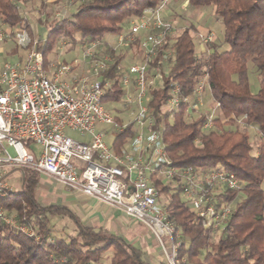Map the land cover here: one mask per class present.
Wrapping results in <instances>:
<instances>
[{
  "label": "trees",
  "instance_id": "obj_1",
  "mask_svg": "<svg viewBox=\"0 0 264 264\" xmlns=\"http://www.w3.org/2000/svg\"><path fill=\"white\" fill-rule=\"evenodd\" d=\"M25 0H0V16L9 27L24 26L33 35L24 5ZM191 8L211 7L215 20L223 26V43L227 49L218 51L209 43L207 57H197L190 26L171 44L174 59L160 87L150 92L149 107L155 115V127L161 125L165 151L174 167H217L243 182L240 192H228L220 202H232V210L225 230L213 235L203 228L197 215L182 201L179 191L154 181L158 191L168 194L167 209L183 236L179 257L182 264H264V0H186ZM161 0H82L68 17L46 15L40 24L45 29L44 41L35 45L43 56L44 67L48 55L60 40L89 44L105 34H118L132 17H139L146 9L155 8ZM22 4L23 9H17ZM21 5V6H22ZM43 10L45 6L42 5ZM37 22L39 20L37 19ZM79 36L76 40L75 37ZM133 46L136 42L134 41ZM103 76L113 84L106 91L103 102H119L122 90L115 66L120 56ZM157 53L155 61L159 59ZM155 65L154 63H152ZM151 64V65H152ZM257 71L259 89L250 91L248 65ZM206 75V82L214 103L219 104L214 125L217 131L201 132L205 114L186 121L187 106L181 105L173 113L159 116L169 97L170 84L175 83L182 96H189L198 79ZM233 119H230V117ZM239 117L245 126H256L260 133L258 148L253 147L246 131L233 129ZM116 124L121 121L115 118ZM228 125L223 129L221 124ZM133 135L132 124L115 132L112 147L119 152L124 140ZM20 190L0 198V208L13 215L18 226L36 231V237L25 235L20 229L0 221V264H98L112 250L108 264H146L142 253L124 240L103 231L82 226L62 207H41L35 199L37 172L21 168ZM242 195V196H241ZM65 216L75 226L67 236L52 233L50 220ZM216 237V241L212 239Z\"/></svg>",
  "mask_w": 264,
  "mask_h": 264
},
{
  "label": "built area",
  "instance_id": "obj_2",
  "mask_svg": "<svg viewBox=\"0 0 264 264\" xmlns=\"http://www.w3.org/2000/svg\"><path fill=\"white\" fill-rule=\"evenodd\" d=\"M169 1L161 0L155 8L131 19L127 33L118 38L119 45L127 49L135 41L139 53L134 63L115 66L122 90L121 100L115 103L128 109L131 116L129 123L120 125L103 102L113 84L103 74L113 65L114 57L97 56L98 39L81 47L88 72L71 78L77 59L72 63H49L45 68L42 54L35 50V45L45 38L34 31L31 36L24 26L11 28L0 16V198L16 192L4 180L7 171L26 168L46 174L68 189L122 210L153 234L166 264H182L185 257H179V248L183 236L167 205L161 203L154 181L178 190L202 227L213 235L225 230L233 206L232 202H220L221 197L240 192L243 182L217 167H174L166 154L162 126L155 127V115L149 107L150 92L162 84L164 75L160 70L151 77L148 73L170 37L171 24L165 15ZM184 5H188L186 0ZM211 36L208 31L200 37L207 43ZM168 56L172 62L173 53ZM204 78L206 81V75ZM202 85L197 81L192 94L182 96L179 87L171 83L159 117L163 119L167 114L172 119L181 105L190 111L195 109L191 100L201 101L198 93ZM214 105L205 114L202 133L215 127L219 104ZM128 124H132L133 135L115 152L105 141L101 127L117 131ZM68 132L78 133L81 139ZM25 142L30 144L27 148ZM0 221L36 237L34 229L14 224L2 208Z\"/></svg>",
  "mask_w": 264,
  "mask_h": 264
},
{
  "label": "rangeland",
  "instance_id": "obj_3",
  "mask_svg": "<svg viewBox=\"0 0 264 264\" xmlns=\"http://www.w3.org/2000/svg\"><path fill=\"white\" fill-rule=\"evenodd\" d=\"M82 2V0H25L24 5L27 9V14L30 17H33L34 19H40L42 21L44 15H47L50 19L52 18H59V17H67L69 13H73L78 5ZM42 5L45 6V9L43 10ZM165 9L170 13L169 18L166 17V20L169 21L171 24V33L170 37L168 38V43L166 46L161 50V55L157 61L155 59L152 63L155 65H151L149 67V73L148 76L151 77L153 74L157 73L159 70L162 73V75H166L169 67L171 66L172 62L169 61L167 58L168 54L173 53L171 44L173 43L174 39L178 37L182 31L190 26H193L195 28L194 31H191V36L193 37L194 45H195V54L197 57L205 58L211 51L208 48V44L211 43L216 46L218 51H223L227 49V45L223 43V26L220 22L215 20V17L213 15V8L211 7H201V8H191L189 5H184V0H170L168 4L165 6ZM27 16V15H26ZM34 30H43V27L38 24L34 23ZM128 24H126L123 28L124 32L121 35H124L128 31ZM212 33V40L205 43L203 39L200 36L205 35L207 32ZM38 32V31H37ZM36 32V33H37ZM44 35L41 36L42 33H40V36L42 38L46 37L45 31ZM105 37V35H104ZM76 40L79 39V36L77 35L75 37ZM111 40V39H110ZM85 44H79V43H71L68 40H60L53 51L48 55L49 63H54L57 61H64L66 63H72L73 60L78 59L80 61L83 60V52L81 50V47ZM10 48V46H7ZM97 56L104 57V56H111L110 51H113L114 56H120V64L122 66H127L132 63H134L136 60L139 59V53L136 50L135 46L133 44L130 45L129 49H126L119 45L118 40H113L109 42L108 44H98L96 48ZM16 52L15 50L12 51V53ZM163 56V58H161ZM161 60V64H158V62ZM86 69L84 70V72ZM85 74V73H83ZM248 79H249V86L250 91L252 93H256L259 89V79L257 76V71L255 68L249 64L248 65ZM198 81H202L203 85L201 89L199 90V99L201 100V104L199 101L194 100L192 98L191 104L195 105V109L192 111L189 110V108L186 111V121H189L191 119H196L200 114H209L212 108L215 106L214 102L212 100V97L210 95L207 82L205 81L204 75H202ZM157 88L161 86V83L157 84ZM106 108L112 112V114L115 116V118L119 119L122 124H127L131 121L130 111L126 108H124L123 105L120 103H106ZM134 107L132 106V109ZM216 116V114H215ZM230 119H233L231 116ZM168 123H172V119H168ZM223 129L230 128L225 123L221 124ZM233 129H237L239 131H246L249 135L250 143L253 147V154H255V151L258 148V143L260 140V133L256 126L246 127L245 126V119L244 117H239L236 121L235 127H232ZM114 128L111 129L112 137H114L115 132ZM213 131H217V127L215 126ZM209 131H206L205 133H208ZM73 137L77 138L78 133H72ZM128 138V137H127ZM27 144L25 142V146L27 148ZM34 146V145H33ZM37 148V146L35 147ZM10 153L13 154V151L9 149ZM169 185V184H168ZM264 187V186H263ZM171 189V192L175 191V189ZM160 195V201L164 205H167L168 203V194L164 192L158 191ZM242 196V195H241ZM8 218H10L13 221V215H9ZM50 228L52 230V233L48 236V240H52L53 237L56 236H67L71 233L72 225L67 222L65 219H54L50 222ZM213 242L216 241V237L212 239ZM111 252L107 253V256H105L104 260H107ZM106 255V254H105Z\"/></svg>",
  "mask_w": 264,
  "mask_h": 264
},
{
  "label": "crops",
  "instance_id": "obj_4",
  "mask_svg": "<svg viewBox=\"0 0 264 264\" xmlns=\"http://www.w3.org/2000/svg\"><path fill=\"white\" fill-rule=\"evenodd\" d=\"M22 5V4H20ZM23 9V5L21 6ZM71 13L67 15L70 16ZM166 17L169 18L170 13L166 11ZM46 15H44L42 21L44 20ZM28 22L32 27V31L42 33L41 36L44 35L45 29L37 22V19L28 16ZM57 18V17H55ZM135 17H132L133 19ZM50 19V18H49ZM130 19V20H131ZM128 20V23L129 21ZM34 23H38L43 27V30H34ZM127 23V24H128ZM129 25V24H128ZM124 32L122 31L118 34H105V37L98 39L100 44H108L111 41L118 40L119 36ZM111 39V40H110ZM127 49V48H126ZM129 49V48H128ZM80 61L77 59V64L73 69V73L71 74V78H75L83 73H87L89 67L87 62ZM64 62V61H63ZM86 71L84 72V70ZM115 102H112L113 104ZM105 131V141L112 146V141L114 137H112V132L109 127H101ZM118 131V130H117ZM116 132V130H114ZM75 132H68L70 136ZM73 137V136H72ZM75 138V137H74ZM76 139H81V136L78 135ZM36 146H33V149ZM113 148V147H112ZM4 180L7 185L13 191L20 190V181H21V171L20 169H11L7 171L4 175ZM35 199L39 206L41 207H62L69 211L78 222L93 231H103L109 235L116 236L126 243L134 246L142 253V260L146 264H166V259L161 247L159 246L157 240L153 236V234L140 222H137L130 217H128L122 210L114 207H110L105 203L97 201L94 198L88 197L79 191H74L68 189L67 187L58 183L54 178L43 174L37 173V184L35 187ZM54 219H65L72 225L71 233L74 232L75 226L71 220H69L65 216H56L50 220V222ZM166 245L168 244V240H165ZM111 252L107 260H104L107 253ZM106 255L100 260L98 264H108L109 258L112 256V250H109Z\"/></svg>",
  "mask_w": 264,
  "mask_h": 264
}]
</instances>
